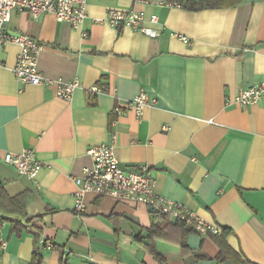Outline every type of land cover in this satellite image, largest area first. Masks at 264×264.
Masks as SVG:
<instances>
[{"label":"crops","instance_id":"crops-1","mask_svg":"<svg viewBox=\"0 0 264 264\" xmlns=\"http://www.w3.org/2000/svg\"><path fill=\"white\" fill-rule=\"evenodd\" d=\"M145 1L88 0L78 27L12 12L6 29L42 46L40 73L81 88L66 102L56 87L21 85L20 48L0 46V264H31L34 252L42 264H160L140 243L151 228L166 264H216L220 235L178 230L143 204L88 194L86 212H75L87 152L113 136L123 170L147 168L155 195L226 231L247 264H264V100L236 104L264 82V0L200 11L156 4L200 0ZM132 9L157 16L146 26L158 37L106 22L110 11ZM94 86L103 93L91 95ZM142 92L156 104L141 117L115 113ZM28 149L44 165L35 180L3 161Z\"/></svg>","mask_w":264,"mask_h":264},{"label":"built area","instance_id":"built-area-1","mask_svg":"<svg viewBox=\"0 0 264 264\" xmlns=\"http://www.w3.org/2000/svg\"><path fill=\"white\" fill-rule=\"evenodd\" d=\"M137 2H147L137 0ZM161 7H179L177 3H156ZM88 0H0V46L8 44L17 45L20 48L18 61L13 69L18 83L24 86L56 87V95L59 99L71 102L75 92L81 88L78 80L65 82L63 80H50L45 78L39 70V57L42 46L25 34L11 33L6 29L11 21L13 11L28 12L35 19L43 14H53L59 23H68L72 27L82 25L88 18ZM103 23V20H97ZM113 28L128 27L144 35L156 38L160 31L150 29L146 23L158 24L157 16L147 18L143 13L132 10L110 11L106 19ZM188 43L186 37H180ZM91 95H99L103 90L98 86L87 90ZM264 100V82L260 85L241 91L236 97V104L241 107H249ZM156 104V100L150 99L146 93H140L129 101L123 108L117 109L118 116L128 111H134L141 117L147 107ZM114 139L110 143H103L91 147L87 155L92 161L90 167L82 171V176L75 180L78 190L75 193V212L82 215L86 212L85 197L95 194L100 197L126 200L143 204L149 208L157 209L159 213L167 215L177 221L191 226L201 236L221 235L222 231L213 224H207L196 218L193 213L180 205H176L168 199L158 197L154 192V180L148 174L147 168L141 172H126L122 169L115 152ZM4 163L14 167L20 175L35 180L44 165L38 160L35 151L25 150L20 154L7 153L3 158ZM4 223L0 220V231ZM52 244L47 248L51 249ZM1 248H6V242H1Z\"/></svg>","mask_w":264,"mask_h":264},{"label":"trees","instance_id":"trees-1","mask_svg":"<svg viewBox=\"0 0 264 264\" xmlns=\"http://www.w3.org/2000/svg\"><path fill=\"white\" fill-rule=\"evenodd\" d=\"M179 4L180 7H186L187 9L191 11H200V10H206V9H216V8H227V7H232L236 6L237 4H240L243 2V0H200L198 2L194 1H181ZM159 216L163 218H171L167 215H164L162 213H159ZM34 220H27V224L32 223ZM177 224L173 225L178 230H183L185 231V228L187 225L185 223H182L180 221H176ZM193 231H195L192 228ZM147 242L144 243L140 240V243L144 245L148 249V251L153 255V257L160 263V264H166L165 259L159 255L155 249V241L158 238H161L160 231L157 230L156 228H151L148 230L147 233ZM207 236H212V234H208ZM226 236L227 232L223 231L220 236H213V239L217 243V245L220 248V253L218 257L215 259L216 264H225L226 262L230 261L232 264H247L245 261L241 260V258L227 245L226 243ZM182 253L187 254V246L185 243L182 241L179 243ZM199 260H205L206 257L200 256L198 257ZM31 264H42V258L39 255L38 252H34L32 262Z\"/></svg>","mask_w":264,"mask_h":264},{"label":"water","instance_id":"water-1","mask_svg":"<svg viewBox=\"0 0 264 264\" xmlns=\"http://www.w3.org/2000/svg\"><path fill=\"white\" fill-rule=\"evenodd\" d=\"M150 213L152 214H159V211L157 209L149 208ZM203 264H212V261L205 262ZM225 264H232L230 261L226 262Z\"/></svg>","mask_w":264,"mask_h":264}]
</instances>
